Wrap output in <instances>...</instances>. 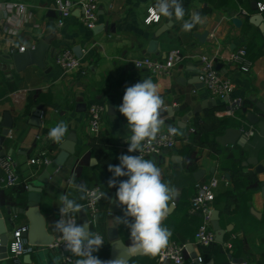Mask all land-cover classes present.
Wrapping results in <instances>:
<instances>
[{
	"label": "crops",
	"instance_id": "crops-1",
	"mask_svg": "<svg viewBox=\"0 0 264 264\" xmlns=\"http://www.w3.org/2000/svg\"><path fill=\"white\" fill-rule=\"evenodd\" d=\"M60 1L0 0V13H3L0 17V55L19 50L29 41L36 44L45 36L54 34L43 68L32 65L17 72L4 65L5 70H0V117L8 111L14 119L7 135L0 124V155L11 156L19 174L17 185L7 187L2 183L3 173L0 170V210L9 239L15 228L29 225L25 213H20L27 202V197L24 200L21 194L44 169L30 163L39 146L37 137L45 135L44 147L53 159L61 151V143L48 139L49 130L64 121L68 125V134L74 131L77 135L75 152L49 178L42 190L39 208L48 232L55 234L53 226L61 218L59 195L70 193V198L78 200L81 194L69 184L73 176L77 183H85L87 188L99 186L95 184L98 180L96 172L100 170L102 177L99 179L106 184V178L113 175L108 171L109 164L118 165L121 154L136 155V152H127V137L131 132L118 106L122 104L127 86L151 78L159 85L164 106L178 107L173 117H162L165 122L162 130L172 122L183 132L177 137L173 149L157 154L158 157L152 155L145 158L156 163L161 169L163 182L174 189L175 195L169 206L176 196L179 197L162 221V226L172 233L169 243L174 241L187 247L193 245L197 255L205 258L203 262L212 260L213 264H231V255L240 259L236 264H264V196L261 190L264 172H257L254 165H243L247 153L240 146H223L216 139L228 128H248L247 113H261L257 103H264V50L260 51L254 41L255 36L260 43L264 38L263 35L258 37L260 29L250 21L251 15L257 13L252 9L253 0H182L184 20H191L194 12L203 18L191 31L182 30L184 20L162 17L158 23L146 24L147 9L156 0H98L97 25L100 27L96 31L82 23L80 9H74L70 16L62 18L58 9ZM255 1L257 4L261 0ZM14 3L23 4L24 11L10 10ZM246 5L253 13H247ZM234 17L242 19L240 27L234 25ZM164 23H171V26L158 37L159 53H148L147 47L154 32ZM205 30L209 35L202 41L196 33ZM78 46L81 49V65L77 69L66 71L55 63L59 52ZM241 46L246 47L253 62L249 73L241 72L235 64L223 58ZM174 49L181 51L183 60L169 74L155 75L147 68H137L134 64L135 59L145 55L163 60ZM202 56L214 58L215 68L218 62L223 64L216 69L232 83L233 89L229 97L224 100L215 98V105L189 118L184 125L181 122L183 116L188 115L203 99L214 98L205 86L196 88L192 83L193 78L202 73ZM232 99H239L242 107L246 106L248 110L241 112L240 109L238 118L219 116L218 112ZM92 102L106 105L99 135L91 134L88 127V107ZM38 108L41 123L35 125L33 115ZM228 120L235 124L226 123ZM260 158L264 165V148ZM92 159L95 161L92 162ZM198 170H203V173L196 180L194 172ZM212 177L218 180L212 204L219 211V222L225 229L223 251L219 247L204 248L195 244V233L202 217L199 212H191V197L199 183ZM116 179L119 182L127 177ZM113 192L116 193L112 191L109 201L101 202V209L107 210L106 229L100 231L93 229L94 225L90 227L91 231L104 236L103 247L98 251L103 261L109 258L111 250V242L107 239L108 227H117L124 243H131L129 228L116 221V217L124 216L122 206L119 205L116 212L110 211ZM78 202L85 205V200ZM88 215L85 207L84 211L66 219L72 218L77 224H82ZM58 241H63L61 236ZM65 255L72 256L65 250V245L59 248L51 245L38 247L30 256H23V263L59 264ZM186 257V264H196L191 261L188 248ZM0 264L13 263L6 258L0 260ZM127 264L174 263L160 261L157 255L139 254L132 256Z\"/></svg>",
	"mask_w": 264,
	"mask_h": 264
},
{
	"label": "clouds",
	"instance_id": "clouds-1",
	"mask_svg": "<svg viewBox=\"0 0 264 264\" xmlns=\"http://www.w3.org/2000/svg\"><path fill=\"white\" fill-rule=\"evenodd\" d=\"M154 19L161 17L169 20H184L185 9L182 0H156L151 10ZM203 18L199 13H193L191 20H184L183 31H191ZM164 98L160 94L159 85L151 78L142 79L132 86H127L123 95L119 112L126 117L131 135L127 137L128 153L139 152V155L121 154L118 165H108V171L113 175L107 181L108 187L117 188L115 200L122 206L124 216L116 217L118 223L125 224L130 230V245L124 252V257L136 254L156 256L161 249L168 246L172 235L169 228L162 226V221L168 214L169 202L175 191L162 180L161 169L153 160L145 159L142 155L144 144L157 140L164 119L162 109ZM68 134V125L60 121L48 132V139L54 143L64 142ZM170 136H182L178 127H169ZM162 138V137H161ZM118 177H127L117 181ZM81 194L78 200L90 199L92 204L106 197L100 188L89 191L86 184L77 183L75 176L69 180ZM118 185V187H117ZM69 194L59 195L61 218L54 224V230L60 233L65 250L77 257L75 264H126L122 257L112 261H103L93 253L104 244V238L90 230L85 221L77 224L70 217L72 214L84 211L85 205ZM128 218H131L129 220Z\"/></svg>",
	"mask_w": 264,
	"mask_h": 264
},
{
	"label": "built area",
	"instance_id": "built-area-1",
	"mask_svg": "<svg viewBox=\"0 0 264 264\" xmlns=\"http://www.w3.org/2000/svg\"><path fill=\"white\" fill-rule=\"evenodd\" d=\"M156 2L150 5L147 9L145 23L150 25L158 23L160 19L152 17V8ZM18 9L20 12L24 11V5L14 3L11 7ZM59 14L62 18L68 17L72 14L74 9H80L82 23L92 29L98 23V0H84L74 2L70 0H62L58 3ZM257 13H260L264 19V0L257 2ZM25 47L21 46L19 51H24ZM225 60L235 64L241 72L249 73L251 71L253 62L248 55L246 47L241 46L228 53L223 57ZM203 61V68L201 73V80L212 97L224 100L229 97L233 85L230 81L225 80L215 68V59L207 56L201 57ZM183 60V54L180 50H171L165 59L161 60L152 55H145L137 58L134 64L137 68H147L152 74L165 75L169 74L172 69ZM55 63L63 70L69 71L77 69L81 65V59L73 50L66 49L59 52L55 56ZM166 106H163V108ZM242 108V102L239 99H232L226 107L218 112L219 116L237 117V112ZM106 111V105L101 102H92L88 107V127L93 135H99L103 128V115ZM238 118V117H237ZM255 131V127L249 125L248 128H243V134L251 137ZM162 137V138H161ZM178 136H170L168 128L161 130L157 140L151 144H144V151L142 153L144 158L157 155L163 151L173 149L176 146ZM39 146L36 154L30 159V163L37 166L45 167V165L52 159L46 147H44L45 135L40 134L38 137ZM140 153L137 151L136 155ZM0 170L3 173L2 183L7 187H14L19 182V174L17 172L15 163L11 156L0 155ZM218 186V180L215 177L201 182L197 185L195 194L191 197L190 210L191 212H199L202 217V222L195 233V244L199 246H209L215 242V232L212 227V211L213 200L215 199V191ZM100 188L99 186L89 187L92 189ZM101 189V188H100ZM101 201V200H100ZM100 201L92 204L90 199H85V207L89 212L88 224L89 227L95 224L97 214L99 212ZM27 226H19L12 232V236L8 243V257L13 264H24L23 256L31 254L38 249L39 246L30 244L24 236ZM97 232V231H93ZM99 233V232H98ZM103 238L104 236L99 233ZM64 245V241L55 242L51 246L59 248ZM187 245L177 242H170L167 247L161 249L157 254V259L160 261H171L174 264H186L188 259L186 257ZM198 262H203L202 256L197 255ZM195 262L194 259L191 260ZM59 264H75V258L70 255H65ZM231 264H236L232 262Z\"/></svg>",
	"mask_w": 264,
	"mask_h": 264
},
{
	"label": "water",
	"instance_id": "water-1",
	"mask_svg": "<svg viewBox=\"0 0 264 264\" xmlns=\"http://www.w3.org/2000/svg\"><path fill=\"white\" fill-rule=\"evenodd\" d=\"M252 9H257L256 1L252 2ZM3 13H0V17ZM235 26L240 27L242 24V19L239 17H234L232 19ZM250 21L259 27L263 38H264V19L260 13H254L250 17ZM171 23H164L161 25L155 32L154 37L150 40L149 45L147 47V52L151 54H158V37L169 29ZM100 25H96L92 28V30L96 31L99 29ZM209 32L207 30L202 33H196V36L204 41L208 37ZM54 38V34H50L45 36L43 39L39 40L36 44H33L29 41L25 45L24 51L14 50L8 54L0 55V70H5L4 65H7L10 70L15 69L17 72L24 71L27 67L36 65L38 67L43 68L45 66V57L47 51L49 49L51 40ZM80 47H74L73 52L80 57L81 51ZM3 64V65H2ZM223 64L218 62L216 64V68L219 69ZM201 76V75H200ZM200 76H196L193 78L192 83L196 88L204 87V82L201 80ZM215 98L203 99L199 104H197L188 115H185L181 118V122L185 125L189 118L199 114L202 110L215 105ZM257 107L260 109L261 113H255L250 111L247 113L246 118L248 120V125H252L255 127V131L251 137H247L243 134V129L237 128H228L226 129L223 135L217 136V141L223 145H238L240 146L246 153L247 158L243 161V165L245 167L249 165H254L255 170L259 173L264 172V165L260 162V153L264 148V103H257ZM178 110L176 106H167L162 109V117L170 116L173 117L175 111ZM34 120L33 124L40 125L41 112L40 108L34 111ZM14 123V119L8 111H5L0 117V124L4 127V134H8L10 129L12 128ZM174 123H167V127H173ZM76 140L77 135L74 131H71L64 142L61 143L60 148L61 151L59 154L51 159L44 167L43 171L39 174L37 180L32 181L27 187V202L23 208L20 209V213H25L29 220V225L27 230L24 232V236L27 238L30 244L39 246L40 248H44L52 245L60 239L58 233L50 234L46 227V221L44 216L42 215L39 205L42 198V190L45 183L48 182L49 178L66 162L67 158L70 154L75 152L76 148ZM153 157H158V155H153ZM95 159H92L94 162ZM203 170H198L194 172V176L196 180L200 179ZM261 190L264 196V181L261 183ZM179 200V197L176 196L174 201L170 204L168 211L174 207L175 202ZM119 210L118 201L115 200V192H113V198L110 205V211L116 212ZM219 211L217 209H213L211 219H212V227L215 232V241L218 243L224 242L225 229H223L219 222ZM88 222V218L86 219ZM84 223V222H83ZM107 239L111 242V250L110 256L106 261H112L119 258H124L126 260V264L128 260L132 257H124L125 249L127 248V244L121 239L118 229L115 226H110L107 229ZM8 243L9 237L7 234V226L5 223V219L0 210V260L6 259L8 257ZM188 251L190 252V256L195 260L196 264H213V261L210 260L208 262H198L197 253L194 250L193 245H189ZM139 255V254H136ZM30 256V254H29ZM134 256V255H133ZM229 257L232 261L239 262L240 259H236L234 257Z\"/></svg>",
	"mask_w": 264,
	"mask_h": 264
},
{
	"label": "trees",
	"instance_id": "trees-1",
	"mask_svg": "<svg viewBox=\"0 0 264 264\" xmlns=\"http://www.w3.org/2000/svg\"><path fill=\"white\" fill-rule=\"evenodd\" d=\"M246 7V10H247V13L248 14H251V13H253V11L251 10V8H250V6L249 5H246L245 6ZM257 31H258V29H257ZM258 37H260V38H262V34H261V32L260 31H258ZM254 41L256 42V45H257V48L260 50V51H263L264 50V41H262V43H260L259 42V40H256V36H255V38H254ZM260 43V44H259ZM248 110V108L245 106V107H242L241 108V112H246ZM226 123H228V124H235V122H232V121H230V120H228V121H226ZM96 173H98V175H97V177H98V180H97V183L95 184V185H99V187L101 188V190L102 191H104L105 193H106V197L107 198H103V199H101V201H100V203H99V212H98V214H97V218H96V221H95V224H94V226H93V229H97V230H105L106 229V213H107V210H106V208L105 209H101V202L102 201H109L110 200V198H111V193H112V191L113 190H115V191H117V188H115V187H113V188H110V187H108V184L106 183V184H104V183H102V181L99 179L100 177H102V174H101V171L99 170V171H97ZM106 178V177H105ZM107 179V181L109 180L108 178H106ZM27 191L28 190H26V191H24L21 195V197L25 200L26 199V197H27ZM123 212V210L121 211V213ZM263 224H264V219H263ZM102 247H103V245H102ZM101 247V248H102ZM202 247H204V248H210V247H219V249L221 250V251H223L224 249H223V246H222V243H218V242H213L211 245H209V246H202ZM100 248V249H101ZM99 249V250H100ZM98 250V251H99ZM98 251H96V252H94L93 253V255L94 256H97L98 258H99V256H98ZM100 259V258H99ZM202 259L203 260H205V258H203L202 257Z\"/></svg>",
	"mask_w": 264,
	"mask_h": 264
}]
</instances>
